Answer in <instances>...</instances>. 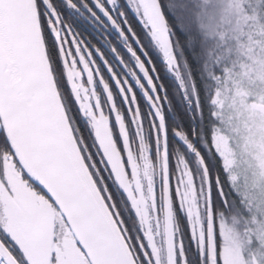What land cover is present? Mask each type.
Segmentation results:
<instances>
[{"label": "snow or ice", "instance_id": "6c2138e0", "mask_svg": "<svg viewBox=\"0 0 264 264\" xmlns=\"http://www.w3.org/2000/svg\"><path fill=\"white\" fill-rule=\"evenodd\" d=\"M230 7L0 0V264H264V49Z\"/></svg>", "mask_w": 264, "mask_h": 264}, {"label": "trees", "instance_id": "16d2710c", "mask_svg": "<svg viewBox=\"0 0 264 264\" xmlns=\"http://www.w3.org/2000/svg\"><path fill=\"white\" fill-rule=\"evenodd\" d=\"M260 2L261 0H225L226 7L231 5L229 10L237 36L247 38L240 44L242 54L250 51L254 45L264 49V8L258 7ZM245 4L251 9L250 13L244 9ZM255 37L259 39L256 40Z\"/></svg>", "mask_w": 264, "mask_h": 264}, {"label": "rangeland", "instance_id": "374dc122", "mask_svg": "<svg viewBox=\"0 0 264 264\" xmlns=\"http://www.w3.org/2000/svg\"><path fill=\"white\" fill-rule=\"evenodd\" d=\"M260 24H261V21H260ZM244 55L250 56L251 52L247 51L246 53H244ZM259 65H264V53L261 54V59L258 65L249 66V71H252L253 68H256L255 78L264 81V68L260 67ZM250 83H252L251 79L248 80L247 84H250ZM250 91L251 93H255L257 95L258 102L256 104L264 105V103L261 102V101H264V88H261L259 92H257L255 88L251 89ZM251 109H253V105L247 106L246 110H251ZM247 223H248L247 219L241 216H236L235 220H233L232 217H229L227 219V224L234 226L238 230L241 240L244 239V229Z\"/></svg>", "mask_w": 264, "mask_h": 264}, {"label": "water", "instance_id": "95a60500", "mask_svg": "<svg viewBox=\"0 0 264 264\" xmlns=\"http://www.w3.org/2000/svg\"><path fill=\"white\" fill-rule=\"evenodd\" d=\"M253 109H258L260 112L264 113V105L255 104L253 105Z\"/></svg>", "mask_w": 264, "mask_h": 264}, {"label": "flooded vegetation", "instance_id": "af4514ba", "mask_svg": "<svg viewBox=\"0 0 264 264\" xmlns=\"http://www.w3.org/2000/svg\"><path fill=\"white\" fill-rule=\"evenodd\" d=\"M158 67H159V65H158Z\"/></svg>", "mask_w": 264, "mask_h": 264}]
</instances>
